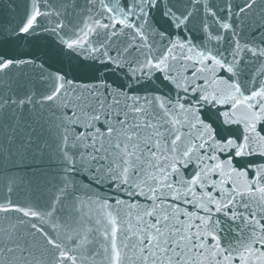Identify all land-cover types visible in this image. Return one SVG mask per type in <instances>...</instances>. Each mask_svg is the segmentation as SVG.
Wrapping results in <instances>:
<instances>
[{
  "label": "snow or ice",
  "instance_id": "1",
  "mask_svg": "<svg viewBox=\"0 0 264 264\" xmlns=\"http://www.w3.org/2000/svg\"><path fill=\"white\" fill-rule=\"evenodd\" d=\"M0 264H264V0H0Z\"/></svg>",
  "mask_w": 264,
  "mask_h": 264
}]
</instances>
